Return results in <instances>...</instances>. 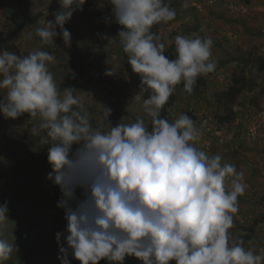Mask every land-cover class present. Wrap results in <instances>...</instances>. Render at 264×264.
I'll list each match as a JSON object with an SVG mask.
<instances>
[{
	"label": "clouds",
	"instance_id": "obj_1",
	"mask_svg": "<svg viewBox=\"0 0 264 264\" xmlns=\"http://www.w3.org/2000/svg\"><path fill=\"white\" fill-rule=\"evenodd\" d=\"M57 2L60 10L52 13L54 20L37 27L35 34L43 45L60 36L70 46L72 36L64 26L86 0ZM109 4L107 22L121 26L116 37L140 77V90L147 93L143 107L151 117L150 131L142 119L112 126V109L106 106L102 119L109 130L93 127L88 114L79 110L82 98L74 96L75 89L61 90L54 79L50 52L20 56L0 50V90H6L0 96V114L5 119L25 113L38 118L32 133L41 145H50L52 170L46 178L62 192L57 207L64 209L66 220L65 229L55 234L60 264H71L69 256L80 264L102 259L124 264L133 256L142 264H264V253L231 239L238 197L247 187L243 172L196 147L200 130L187 114L174 122L160 115L178 84L183 82L191 93L198 77L216 70L214 42L199 34L176 35V58L171 59L152 30L176 18L165 0ZM105 74L116 72L109 68ZM8 212L5 201L0 204V264L18 252V245L3 237Z\"/></svg>",
	"mask_w": 264,
	"mask_h": 264
},
{
	"label": "rangeland",
	"instance_id": "obj_2",
	"mask_svg": "<svg viewBox=\"0 0 264 264\" xmlns=\"http://www.w3.org/2000/svg\"><path fill=\"white\" fill-rule=\"evenodd\" d=\"M165 2L177 3L170 6L176 18L152 30L173 54L171 59L176 58V35L199 34L214 42L212 60L217 65L205 76L198 95H188L176 87L177 100L166 119L174 122L181 114H189L200 130L196 147L209 156L220 155L222 164H233L243 172L247 187L238 197L230 231L246 233L255 226L254 239L244 247L264 253V0H187V8L184 0ZM58 10L57 0H0V50L20 56L36 50L50 52L54 63L49 69L54 79L61 90L75 89L74 96L82 98L79 110L88 114L93 127L109 130L110 125L102 119L105 106L112 109V126L142 119L148 127L150 116L143 107L147 93L140 90V77L132 71L116 37L121 26L107 22L111 16L109 0H86L82 11L73 13L64 26L72 36L70 46L60 36L43 45L35 30L54 20L52 13ZM109 68L116 74L106 75ZM239 76L247 82L236 102L230 106L220 101L218 94L228 90ZM5 94L6 90H0V96ZM38 123V118H29L27 113L17 119L0 114V150L9 146L31 161L18 178L33 192L2 229L3 237L18 245V252L5 264H60L55 234L66 226L64 209L57 207L62 192L46 178L52 170L47 159L50 145H41L39 137L33 135L32 128ZM225 186L230 189V181ZM76 195L80 197V189ZM62 243L67 246L66 241ZM99 264L107 262L102 259ZM124 264L142 262L133 256L126 257Z\"/></svg>",
	"mask_w": 264,
	"mask_h": 264
},
{
	"label": "trees",
	"instance_id": "obj_3",
	"mask_svg": "<svg viewBox=\"0 0 264 264\" xmlns=\"http://www.w3.org/2000/svg\"><path fill=\"white\" fill-rule=\"evenodd\" d=\"M168 4L169 6H174L177 3ZM166 55H168L170 58L173 57V54L170 53V50L166 51ZM261 59L264 65V58L262 57ZM245 82L247 81L243 77H236L233 85H231L228 90L218 94L219 100L230 106L233 105L240 93H242V91L245 89ZM205 83V76L198 77L197 83L194 85L191 93L184 89L183 82L178 84L176 87L182 88L188 95H198ZM176 100L177 96L175 93H173L164 108L161 110L160 115L162 118H167L169 109L174 107ZM147 128L149 131L152 128L151 117ZM30 165L31 161L25 158L19 150L9 146L0 150V204H3L5 201L8 202V216L16 214L23 207L26 199L32 197L33 195V192L29 186L18 178V173L25 170ZM254 228L255 226H251L246 233L232 234L231 239L243 241V244L245 245L248 241L254 239ZM34 240L35 243L38 244L37 235ZM69 259L71 260V264H80V261L73 259L71 256H69Z\"/></svg>",
	"mask_w": 264,
	"mask_h": 264
}]
</instances>
